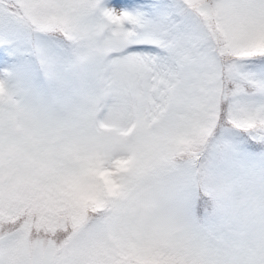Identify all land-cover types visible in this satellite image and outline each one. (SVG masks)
Here are the masks:
<instances>
[{"label": "snow or ice", "instance_id": "6c2138e0", "mask_svg": "<svg viewBox=\"0 0 264 264\" xmlns=\"http://www.w3.org/2000/svg\"><path fill=\"white\" fill-rule=\"evenodd\" d=\"M0 264H264V0H0Z\"/></svg>", "mask_w": 264, "mask_h": 264}]
</instances>
